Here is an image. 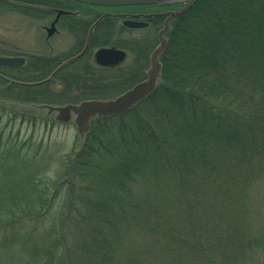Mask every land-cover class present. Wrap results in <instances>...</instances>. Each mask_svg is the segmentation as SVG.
I'll return each mask as SVG.
<instances>
[{"label":"trees","instance_id":"obj_1","mask_svg":"<svg viewBox=\"0 0 264 264\" xmlns=\"http://www.w3.org/2000/svg\"><path fill=\"white\" fill-rule=\"evenodd\" d=\"M36 2L0 0V13L35 16ZM166 38L149 96L92 119L59 174H28L27 190L6 199L11 212L46 216L57 194H67L62 221L42 229L45 239L21 224L12 243L40 240L46 259L67 264H255L253 254L264 252L253 208L264 180V0H196L171 20ZM154 42L131 50L141 68ZM54 66L33 54L0 66V119H36L12 103L61 104L75 92L70 103L107 98L109 88L120 93L137 81L68 79L62 69L59 81L41 82ZM17 153L13 143L0 148L9 173L25 163Z\"/></svg>","mask_w":264,"mask_h":264},{"label":"rangeland","instance_id":"obj_2","mask_svg":"<svg viewBox=\"0 0 264 264\" xmlns=\"http://www.w3.org/2000/svg\"><path fill=\"white\" fill-rule=\"evenodd\" d=\"M179 5L181 6L183 4ZM50 19L51 16L47 15L44 17L32 16L17 11L0 13V48L5 51L6 55H21L25 58L32 54L47 55L49 53H62V57L68 55L73 45L69 40L68 33L62 31L51 37L46 36L44 26H48ZM120 36L139 39L142 36V32H123ZM155 45L156 42L153 43V48ZM130 59L131 55L127 54L125 65L122 67L131 64ZM147 66L148 64L146 63L142 69L146 70ZM141 73L144 74V72ZM114 75L112 72H106L105 77H107V81H110L108 77ZM115 81L112 80L111 82L114 84ZM59 87V84L55 83L54 88L57 89ZM111 88L103 92L110 95L107 97H113L119 93L115 91V88ZM74 94H71L64 103L72 102L70 100H74L75 97L79 96ZM100 94L101 92L98 95L100 96ZM78 99V102L81 101V98ZM82 100L84 99L82 98ZM6 115L7 113L0 119V148L7 143H13L19 151L17 155L21 156V159H24L25 163L12 167V170L18 168L13 173H9L8 171L10 170L3 167L4 163L0 164V264H45L46 261L47 264H67V262L62 261L63 257L60 258L59 263H56L55 260L49 261L46 259L43 252L36 250L37 245H42L40 240L29 238L30 242L24 246H19L17 243L11 242V236L13 237L11 232L14 229L21 228V224L25 226L24 232H29L30 229L35 230L37 233L40 232L38 238L45 239L46 233L43 234L41 232L42 229H47L52 224L56 225L62 221V216L61 214L59 215V212L63 205L65 206L67 194L65 193L64 197L62 196L60 198H58L59 194H57L54 204L47 210L46 216H39L36 213L27 212V208L22 213L11 212L10 207L15 208V205L8 204L6 199L10 196L17 197L22 189L27 190L29 181H25L24 176L28 174L35 177L39 176L42 181L49 180L55 173L59 174V162H61V159L64 156H71L80 147L75 125L71 121L61 123L50 119L46 120L40 115L34 114L32 115L35 116V120L23 119L17 116L7 121L5 120ZM3 178H6L8 182L3 181ZM53 187L51 185L50 189ZM58 188L60 187L56 186L53 188V192ZM258 191L259 201L257 200V202L253 203V208H256L255 216L257 215L255 228L264 239V180L260 188H257ZM58 233L59 235L63 234L64 237L67 234H64L62 231ZM26 237L28 236L26 235ZM15 238L18 239L19 235ZM35 244H37L36 247ZM253 257L255 264H264V252H256L253 254Z\"/></svg>","mask_w":264,"mask_h":264},{"label":"flooded vegetation","instance_id":"obj_3","mask_svg":"<svg viewBox=\"0 0 264 264\" xmlns=\"http://www.w3.org/2000/svg\"><path fill=\"white\" fill-rule=\"evenodd\" d=\"M182 6L179 3L97 6L73 0H58L55 6H43L37 0L34 8L35 15L44 17L45 15L42 12L46 10V15L51 16L48 26H44L46 36V28H49L57 14V10H64L67 13H61L58 16L54 24L55 29L49 37L64 31L69 34V40L73 43L69 54L64 57H62V53L37 55L49 56L55 63L54 68L41 79V82L52 78L55 82L59 81L56 74L62 69L65 73L63 77L68 79L105 80L106 71L115 74L109 76L110 80L131 81L143 79L146 70L141 68L143 66L141 62L133 61L131 50L137 47L135 45L137 43L141 47L145 44L149 45L152 37H155L157 44L158 30L163 26L166 18L164 14L179 10ZM170 21L171 19L169 24ZM59 27L61 28L59 29ZM120 31H140L142 36L139 39L125 38L120 36L123 33ZM102 47L122 50L124 52L123 60L113 65L97 63L95 53ZM127 54L131 55V64L127 65L128 68L127 66L122 67L125 65ZM139 70H142L141 72H144V74ZM76 91L81 92V86Z\"/></svg>","mask_w":264,"mask_h":264},{"label":"water","instance_id":"obj_4","mask_svg":"<svg viewBox=\"0 0 264 264\" xmlns=\"http://www.w3.org/2000/svg\"><path fill=\"white\" fill-rule=\"evenodd\" d=\"M87 5L97 6H118L136 4H163L171 2H184L181 9L165 13L166 18L163 26L157 33V45L149 54V65L146 69V77L120 94L106 99H84L77 103H66L62 105L47 103H12L19 110L32 112L41 115L43 118H52L58 122L72 121L75 125L79 146L83 144L90 128V121L93 118H100L120 114L141 100L149 96L157 83L161 80V63L158 60L159 54L166 47L167 40L163 34L169 28V20L185 12L196 0H73ZM64 10H57V14L47 30V37L54 31V24ZM124 58V52L112 47H102L95 53V60L101 65H113ZM24 63L23 56H10L0 54V66H19Z\"/></svg>","mask_w":264,"mask_h":264},{"label":"bare ground","instance_id":"obj_5","mask_svg":"<svg viewBox=\"0 0 264 264\" xmlns=\"http://www.w3.org/2000/svg\"><path fill=\"white\" fill-rule=\"evenodd\" d=\"M182 7H183V6H182ZM182 7H181V8H182ZM178 8H179V7H178ZM176 11H177V10H176ZM177 16H178V15H177ZM174 18H175V17H174ZM161 28H162V27H161ZM161 28H160V29H161ZM158 31H159V30H158Z\"/></svg>","mask_w":264,"mask_h":264}]
</instances>
